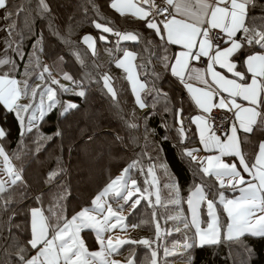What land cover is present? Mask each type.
Returning a JSON list of instances; mask_svg holds the SVG:
<instances>
[{
  "label": "snow or ice",
  "instance_id": "6c2138e0",
  "mask_svg": "<svg viewBox=\"0 0 264 264\" xmlns=\"http://www.w3.org/2000/svg\"><path fill=\"white\" fill-rule=\"evenodd\" d=\"M10 2L11 0H0V9L6 13L3 19L10 21L6 26L9 36H17L20 40V43H16L10 39L8 43V49L20 60H24L25 57L22 44L24 32H32L36 17L48 19L47 27L51 35L71 48L79 47V42L71 39V25L68 27V34L62 35L53 23L54 17L48 0H35L34 7L33 0H24L23 3L16 5L14 11L8 10ZM87 2L96 14V18L90 20L91 25L117 38L116 47L108 49V52L110 55L121 53L114 57L115 66L126 73L125 79L131 85L135 103L139 108L155 109L162 104L165 113L173 111L179 124L177 131L183 143L185 132L183 108L170 107L169 93L156 83L161 76L155 71L154 66L150 71L143 73L144 79H141L142 73L139 70L149 69L151 58L155 56L165 71L178 80L202 113L189 119L197 126L202 150L215 154L197 158L194 153L201 149H184L182 155L198 161L200 176V183L193 185L186 199L181 197L179 185L171 177L170 183L165 185L168 189V199L166 202L162 199L154 170L156 166L150 165L146 170L141 166L140 157L147 155L144 152L127 164L120 175L110 179L93 197L90 206L82 207L70 218L65 214L66 208L63 204L68 195L67 188L64 187L63 192L54 198L49 208L44 209L40 206L29 210L30 238L26 241H21L12 233V216L9 217L6 226L0 225V264H122L121 261L110 257L117 254L126 244L148 246L152 249L150 264H158L161 247L157 242L163 236L171 235L170 231L161 228L158 215L166 216L168 221L183 223V230L192 229L191 236L185 231L183 242L174 243L171 248L167 246L162 248L164 258L180 256L187 258L188 264H193L194 257L190 255L192 249L226 245L229 249L233 247L241 249L242 264H249L253 249L243 238L246 235L264 238V140L259 142L258 152L251 164L246 160L242 144L256 131H264V6L260 8L259 15H251L250 10L257 7V0H163L165 5L163 8L156 0H110L111 9L122 17L130 14L134 19L144 21L145 26L153 30L161 41L157 45L159 53H151L146 61L141 58V63L137 64L135 61L138 54L122 49L119 45L121 41H138L140 33L121 31L114 27L110 18L100 14L95 0ZM87 12L88 8L85 7V16ZM154 13L161 18L159 21ZM21 16L23 28L17 32V19ZM99 39L107 41L108 37L101 35ZM80 42L87 45L92 55H96L95 37L85 34ZM152 43L146 42L148 46ZM172 46H179V50L171 53ZM32 49L33 51L27 54L29 60L25 63L23 73L19 72L16 59L8 55L7 51L0 56V106L14 113L21 138L37 128V122L43 121L57 105L62 109L60 115L79 108V104L75 102H63L57 98L58 91L67 93L72 89L60 84V81L52 76L49 66L42 64L38 55L43 51L42 35L33 43ZM145 51H149V48L146 47ZM242 51L245 52V56L242 61H238L236 57ZM75 57L81 65L87 67L80 51L75 52ZM58 59L63 61L64 58ZM197 63L200 66H197ZM19 75L27 78L19 79ZM84 76L91 79L90 73L85 72ZM148 76L152 77L151 81L148 80ZM63 78L80 89L74 92V95L86 96L83 79L76 80L68 73H63ZM36 79L41 83L33 86L32 81ZM100 79L103 81V88L115 99L117 93L113 87L112 77L105 72ZM53 85H58L59 89ZM145 91L152 100L151 104L146 103L147 97L141 96ZM21 98H29V103H19ZM214 110L220 112L219 117L213 115ZM148 115L144 116L143 120L146 121ZM124 123L129 130L128 140L133 144L137 143L139 138L131 133L138 130L140 124L136 122L135 117L132 120H125ZM224 125L227 127H223ZM148 131L145 126V132ZM85 132L87 129L81 130L82 135ZM217 132L221 134L218 135ZM7 135V130L0 126V138ZM54 135L60 136L61 132L57 130ZM46 139L51 140L52 137ZM161 139L167 141L168 137L164 136ZM88 140L92 141L93 136H89ZM124 140L125 137L119 134L115 136V142L123 144ZM157 151H163L162 144L158 146ZM0 157L3 163L0 171L8 177L7 180L0 179V194H3L9 187L24 181L21 171L15 169L2 145ZM230 157L235 159L231 163L226 162L224 158ZM161 167L167 173V166ZM133 169H137L145 177H151V180L146 178L143 181L145 187L141 188L132 177ZM63 171L61 168L49 172L45 182L51 183ZM244 174H247V179ZM210 178L215 182L210 183ZM225 190L238 192L239 195L229 198L225 195ZM42 196L41 193L35 199L40 202ZM209 196L212 198L209 199ZM142 200L153 209L155 240L120 237L113 239L111 235L106 237V233L116 229L126 230L129 227L125 223L127 218L121 211L129 203L131 209L135 211ZM110 201L123 203L117 204L119 209L117 210ZM9 203L10 200L0 202V210H6ZM182 205L187 206L190 220L184 213ZM158 207L165 210L174 207L180 214L158 213L156 211ZM221 213L225 216L223 221ZM204 224L206 226H202ZM140 226L130 225L132 228ZM15 227L19 228V225ZM83 230L94 231L98 250H89L81 235ZM175 231L182 230L176 228ZM154 244L156 247H153ZM126 264H134V260L128 259Z\"/></svg>",
  "mask_w": 264,
  "mask_h": 264
},
{
  "label": "trees",
  "instance_id": "16d2710c",
  "mask_svg": "<svg viewBox=\"0 0 264 264\" xmlns=\"http://www.w3.org/2000/svg\"><path fill=\"white\" fill-rule=\"evenodd\" d=\"M24 0H11L8 10L14 11L17 4L23 3ZM53 23L59 28L62 35L68 34V27L71 25L73 41L79 42L78 48H71L64 44L60 39L51 35L47 27L48 19L36 17L32 32H24L22 41L23 51L25 53L24 60H20L14 52L13 56L18 65L19 72L23 73L25 63L29 60L28 53L32 52V45L43 36V51L38 53L42 64H47L51 70L52 76L60 81V84L66 85L72 89V92L61 93L58 91L57 98L63 102H75L79 104V108L72 110L65 115H60L61 107L57 105L50 113H48L43 121H38V127L33 129L27 136L20 137V129L18 127L14 113L8 112L5 114V128L8 135L5 138H0V145L9 154L12 164L17 171H21L23 183L18 182L17 185L8 188V191L0 194V202L10 200L6 210H0V225H7L9 217L12 216L11 225L12 233L20 238L21 241H26L30 238V213L29 210L33 207L42 206L44 209L50 207L54 198L63 192L64 187L67 188V198L63 201L66 208V215L71 217L75 212L81 210L82 207L90 206L91 200L97 191L104 188L110 179L120 175L121 170L138 156L144 152L146 156L140 157L141 166L146 170L150 165H155V175L158 181V187L161 192L162 199L166 202L168 199V189L165 185L170 183V177L179 185L181 197L185 198L189 194L191 186L200 183L198 174L199 164L188 157L182 155L184 149H189L197 144L195 135L186 127V119L193 114V108L190 106V101L184 94V89L178 80L166 72L160 61L152 56L149 69H140L142 73L141 79H144L143 73L150 71L154 66L155 71L160 74L161 79L157 81V85L164 91L169 93L171 98L170 107L183 108V123H184V139L181 143V136L177 129L179 124L173 111L165 113L163 105H158L155 109H141L135 103V96L131 94V88L125 79L123 70L115 66L114 57L119 53L110 55L108 49L116 47L117 38L112 34H105L100 30L95 29L90 20L96 18L94 10L88 5L87 0H48ZM99 6V12L102 16L108 17L113 21V26L121 31H134L140 33L138 41L120 42L119 47L122 49H132L138 54L137 64L141 63V58L145 61L151 53H159L157 45L161 43L156 37L153 30L145 26V22L139 19H134L132 16H121L110 8V0H95ZM35 0H33V7ZM264 6V0H257V7L250 10L251 15H259L260 8ZM88 8L85 16L84 8ZM71 18V19H70ZM8 24L10 21H7ZM102 22V21H101ZM17 32L23 28V16L17 19ZM8 32V31H7ZM85 34H91L96 38L95 50L96 55H92L87 45L81 41V37ZM107 35L108 40L102 41L99 36ZM16 43H20L17 36L10 37ZM147 41H152V45L148 46ZM16 44H13L15 47ZM148 47L149 51H145ZM172 48H170L171 52ZM80 51L82 58L85 60L87 67L79 63L75 57V52ZM241 52L238 61L243 57ZM63 57V61L58 58ZM99 66V67H96ZM85 72L91 74L89 80L84 76ZM107 72L113 80V87L117 93L113 99L111 94L103 88V81L100 77ZM63 73H68L76 80H84L86 91L85 97H78L74 92L79 90L75 88L70 81L63 78ZM19 79H26L23 75L18 76ZM151 81L152 77L148 76ZM41 81L36 79L32 81V85L40 84ZM59 89L58 85H53ZM151 88V83H149ZM142 97L146 98V103L151 104L152 100L147 96V92L141 93ZM29 98H21L19 103L25 104ZM151 113V115H148ZM148 115L145 121L143 117ZM136 118V122L140 124L138 130H134L131 134L139 139L133 144L128 140L129 130L125 127V120ZM167 125V127H164ZM145 126L149 131L145 132ZM82 129H87L83 135ZM59 130L60 136H55L54 133ZM151 130H155L154 132ZM259 137L253 138L256 143L264 140V131H258ZM119 134L125 137L123 144L115 142V136ZM51 136V140L46 138ZM93 136V140L89 141L88 137ZM147 136V139H145ZM167 136V141H162V137ZM43 138V139H42ZM259 138V139H258ZM258 139V140H257ZM162 144L163 151H157L158 146ZM83 146V148H81ZM39 147V150H37ZM243 152L246 154V160L251 163L253 156V147H245L242 144ZM79 148H81L79 150ZM255 148V147H254ZM77 150H79L77 152ZM245 150V151H244ZM17 155L19 158H17ZM148 157H151L149 159ZM230 159V158H226ZM162 165L167 166V173L162 169ZM63 169V173L58 175L51 183H46L48 174L51 171ZM131 175L137 180L141 188L145 187L143 181L148 177L142 175L137 169H133ZM210 183L215 181L210 178ZM43 194L42 201L38 202L35 197ZM234 193L231 190H225L227 197ZM211 199L212 197L209 196ZM186 212V205H182ZM220 207V206H218ZM173 207H170L172 209ZM162 208H157L158 213ZM153 209L149 208L147 203L142 200L141 204L135 211L131 210V214L126 216V221L131 224H143V219L146 217L150 221L149 227L142 229L143 231L152 230L151 240H155V226L152 220ZM13 214H15L13 216ZM47 214V213H46ZM163 216L157 217L160 225L163 221L160 220ZM166 226H169L166 216ZM202 218H204L202 216ZM222 221L225 219L221 213ZM19 225V228L15 227ZM140 227H138L139 229ZM188 236L192 235V229L185 230ZM7 234V233H6ZM87 240L90 241V236L86 233ZM172 234L165 235L157 243L161 247L159 253L158 264H178L180 261H185L188 264L187 258L180 256L163 257L162 248L168 246L172 242ZM244 241L253 249L249 264H264V238H253L246 235ZM168 240V242H167ZM155 245V246H154ZM153 247H156L154 244ZM133 244H126L121 247L116 254L120 258L125 259L130 256L128 252L133 250ZM138 250L135 252L134 260H142L137 264H150L151 248L148 246L138 245ZM231 253V255H230ZM191 256L194 257L193 264H242L243 254L241 249L233 247L229 249L226 245L211 246L203 248H194L191 250ZM143 258V259H142Z\"/></svg>",
  "mask_w": 264,
  "mask_h": 264
},
{
  "label": "rangeland",
  "instance_id": "374dc122",
  "mask_svg": "<svg viewBox=\"0 0 264 264\" xmlns=\"http://www.w3.org/2000/svg\"><path fill=\"white\" fill-rule=\"evenodd\" d=\"M79 90H77V91H79ZM70 92H72V90L69 91V93ZM25 104H27V102ZM3 126L5 127V121H4ZM81 148H83V146H81ZM81 148H79V150ZM79 150H77V152ZM2 168H3L2 157H0V169H2ZM1 177L4 180H7L8 179V177L4 174L3 171H1ZM148 178H149V180H151V177H148ZM192 188H193V186H191V188H190L189 191H191ZM98 192H99V190L97 191V193ZM237 195H239V193ZM110 202L112 203V206H113L114 209H117V204L118 203L119 204H122L123 203V201H110ZM117 210H119V209H117ZM131 210H132L131 209V203H129L127 206H125L122 209L121 214L126 217L127 215L130 214ZM185 210H186V212L184 211V213L188 216V220H190L191 217H190V213H188L187 206H186V209ZM161 212L162 213H165L166 212L167 215H179L180 214L179 213V210L177 208H174V207L172 209H170V207H169L167 210H165L164 208H162L161 209ZM160 218H161L160 220L163 221V224H162L161 228L164 229V230L170 231L171 234H172V238H173V241L171 239L172 242H169L167 247L168 248H171L174 243H181V242H183L184 237H185V230H183V223H181L179 221H168L169 226L167 227L166 226V221H164V219H163L165 217L163 216V218L162 217H160ZM202 220H203V218H202ZM29 221H30V219H29ZM185 222H187V221H185ZM125 223L127 225H129V227L126 230L116 229V230H114L111 233H106V237L108 235H111L113 237V239H115L116 237H120L122 239H132V240H139L141 238H149L150 239L152 237V230L151 229L150 230H146V231H143L142 230L145 227H149V225H150V221L146 217H144L143 224L140 226L139 229L138 228H132V227H130V225H132V224L129 223L128 221H125ZM202 226H206V224H204ZM176 228H180L182 231L177 232V231H175ZM86 233L90 236V238H91L90 241L87 240V237L85 236ZM81 235H82L83 239L85 240V242H86L89 250H91V251L98 250V247L99 246H98V244H97V242L95 240V233H94V231H92V230H83L82 233H81ZM167 242H168V240H167ZM142 246H145V245H142ZM137 247H138V245H134V247L132 248L133 250H130L131 252H128L130 254V256L128 255V257H126L125 259L120 258V256H117L116 254H114L113 256H111L110 259H114V260H117V261H121L122 264H126V261L128 259H133L134 260L135 252H136V250H138ZM176 251H183V249H176ZM139 261L142 262V260H139ZM139 261L137 260L136 262L139 263ZM136 262L134 260V264H137ZM166 264H171V262H167ZM178 264H187V262L180 261V263H178Z\"/></svg>",
  "mask_w": 264,
  "mask_h": 264
},
{
  "label": "crops",
  "instance_id": "0c3cea01",
  "mask_svg": "<svg viewBox=\"0 0 264 264\" xmlns=\"http://www.w3.org/2000/svg\"><path fill=\"white\" fill-rule=\"evenodd\" d=\"M162 2H163V0H162ZM164 3V2H163ZM114 12H116L115 10H113ZM170 11H171V9H170ZM117 13V12H116ZM6 13H5V10H2V9H0V56H3L4 55V52L5 51H7V54L8 55H11L12 54V51L10 50V49H8V43H9V40L11 39L10 38V36H9V33L7 32V30H6V26L8 25V22H7V20H4L3 19V17H4V15H5ZM119 14V13H118ZM125 16H132V15H125ZM157 37V36H156ZM158 38V37H157ZM122 42H128V43H130V42H132V41H122ZM172 48V50H171V53H175L176 51H178L179 50V46H172L171 47ZM126 50H129V49H126ZM129 51H132V49H130ZM243 52V51H242ZM244 55H243V57L241 58V60H239V61H242L243 60V58H244V56H245V53H243ZM119 55H121V53H119ZM118 55V56H119ZM240 55H241V53L239 54V56H237L236 57V59L238 60V58L240 57ZM135 63H136V61H135ZM197 66H200L199 65V63H197ZM119 69H121V68H119ZM121 70H123V69H121ZM217 70H220L219 68H217ZM241 70H243V69H241ZM123 72H124V70H123ZM125 73V72H124ZM125 75H126V73H125ZM229 76H231V74H228ZM173 77V76H172ZM127 83H129L128 81H127ZM129 86H130V88H131V85L129 84ZM184 89V88H183ZM184 91V94H186V97L189 99V101H190V106H191V108H193V114L191 115V116H189L187 119H186V127L188 128V129H190V131L192 132V134L193 135H195V138H196V140H197V144L194 146H191L189 149H201L200 151H197V152H195L194 153V155L197 157V158H200V157H205V156H207V155H210V154H215V153H209V152H207V151H204V150H202V145H201V143H200V140H199V132H198V129H197V126H196V124H194V123H192V121L189 119L190 117H192V116H195V115H197V114H202L201 112H200V110L195 106V104H194V102L193 101H191V99H190V96H189V94L186 92V90L184 89L183 90ZM131 94L134 96V94H133V92H132V90H131ZM215 111V110H214ZM213 111V112H214ZM8 113V111H6V110H4L3 109V107L2 106H0V126H2L3 128H5L4 126H3V124H4V117H5V114H7ZM7 130V129H6ZM243 135V134H242ZM253 135H251L250 137H248V140H247V142L246 143H243V144H245V147L247 148L248 146L249 147H253V143H256V140L252 137ZM257 137H259V133H258V131H256L255 132V138H257ZM223 138V137H222ZM260 138V137H259ZM258 138V139H259ZM257 139V140H258ZM259 142H260V140L258 141V144H256V146H254L253 147V156H251V161L253 162L254 161V158H255V155H256V153L258 152V145H259ZM242 150H243V147H242ZM245 151V150H244ZM225 160H226V162H229V163H231L232 162V160L233 159H235L234 157H230V159H226V158H224ZM195 162H197L198 163V161H195ZM251 162V163H252ZM251 163H249V164H251ZM239 166V165H238ZM245 175V178L247 179L248 177H247V174H244ZM0 179H2V177H1V171H0ZM237 194H238V192H236V193H234L232 196H229V198H232V197H235V196H237Z\"/></svg>",
  "mask_w": 264,
  "mask_h": 264
},
{
  "label": "built area",
  "instance_id": "2783aa9c",
  "mask_svg": "<svg viewBox=\"0 0 264 264\" xmlns=\"http://www.w3.org/2000/svg\"><path fill=\"white\" fill-rule=\"evenodd\" d=\"M156 3L160 5L161 8H163L165 5L164 3L162 2V0H156ZM154 15H157V21H159V19H161L158 14L154 13ZM213 115H215L216 117H219L220 116V112L219 111H214L213 112ZM223 127H227V125H224ZM218 135H220L221 133L217 132Z\"/></svg>",
  "mask_w": 264,
  "mask_h": 264
}]
</instances>
